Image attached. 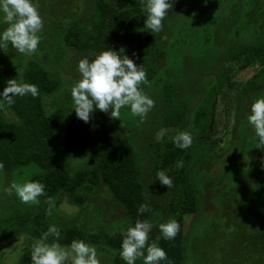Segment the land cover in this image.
I'll list each match as a JSON object with an SVG mask.
<instances>
[{
	"label": "trees",
	"instance_id": "trees-1",
	"mask_svg": "<svg viewBox=\"0 0 264 264\" xmlns=\"http://www.w3.org/2000/svg\"><path fill=\"white\" fill-rule=\"evenodd\" d=\"M218 5L209 6L210 10L208 8L207 12L202 11L200 16H197L194 26H189V38L182 41L174 38L170 42L171 38L169 37L170 40L168 39L164 43V36L159 33L151 34L150 30L146 29L147 16L142 10L140 0H88L86 6L88 17L82 14L83 9L76 10L74 14L67 16L64 20L54 21L53 26H56V29L54 32H50L53 36H43L47 45L53 44V42L60 44L61 50H55L54 58L49 56L43 62L37 59V53H35L32 58L23 56L26 57V60L23 58L22 61L18 60L20 56L15 61L11 59L5 62L2 59L4 62L0 64V94L3 93L9 79L17 78L20 82L36 84L39 88V95L35 98L31 95L14 97L15 103L12 106L5 104L7 109L0 108V162L4 164L3 170H0V194L3 193L1 189L7 187L8 178L10 183L13 180L18 182L38 181L45 186V194L40 197L43 198V201L39 198L38 204L23 205L13 194L14 203L7 208H0V264L2 262L1 246L6 237L5 227L2 224L3 217L14 213L15 218L19 215L16 221L21 222L22 216L24 221L29 223L33 221L44 230H48L46 223L37 220L36 212L43 204L47 208H51V206L54 208L61 194L69 195L77 205H84L87 203L88 195L94 194L100 185H105L115 201L127 211L126 224L130 222L135 224L137 219L149 220L152 223L159 219V211H155L156 209H152L150 206V190L141 171L144 160L141 159V156L138 157L139 154L137 155V140L134 138L133 141L132 130L129 133H124L125 135L122 137L113 139L109 114L97 109L91 114L90 121L85 123L77 118L75 112H69L67 108L63 109L61 105H63L64 99L59 100L58 96L69 91L66 88V80L71 82V79L65 77L64 69L74 71L73 68H75L76 70L77 66L72 65V59L76 57L77 53H100L108 48L113 49V41L120 42L135 63L138 66L142 64L147 70L149 82L155 81L156 87L158 85L164 88L163 98L170 106L174 103V94L177 88L176 82H165L167 65L170 63L172 67H175L178 62L183 65L179 60H183L185 66L188 65V60L197 65L198 63L191 52L194 43L202 48L200 55L204 53L208 55L210 48L215 43L218 46L222 45V49L215 56L213 63L203 65L199 69L216 67V59L219 54H226L224 58L226 63L229 58L240 57L245 50L252 52L251 60L247 62V65L255 64L258 61L264 64V11L260 13V17L257 15L255 20L251 13L254 11L253 6L250 5L247 8L246 14L249 15L250 22L256 23L257 26L254 27L255 30L248 32L250 40L234 47L216 41L213 26L217 22ZM236 23L235 21L229 24L233 28ZM244 33L243 27L235 31V35L239 39ZM41 47H43L42 42L38 49ZM166 48H175L174 51L177 50L178 53L173 52L168 56L165 52ZM248 55L245 57L247 58ZM3 56L4 50H2L0 58ZM151 56L165 58L164 66L158 65ZM203 61L205 62L206 58ZM8 70H13L10 77L7 76ZM223 72L224 69L220 68V77L217 76L220 82L223 79ZM18 74L19 76H17ZM78 80L72 81L76 83ZM63 86H65V92L58 93ZM259 88L261 90L264 88V69L249 80L241 93L245 97L251 96L253 103L260 98L262 92ZM221 89V84L217 82L208 90V93L205 90L201 92L204 100L197 106L194 115H191L192 124L189 125L193 133L197 130L196 137L199 139L203 138L202 140H204L203 134L209 129L205 121L210 118V112L214 108ZM179 91L182 92V90ZM180 96H183V93ZM52 97L58 99L53 101V108L48 109L47 101ZM70 106H74V104L70 103ZM244 107L237 106L236 112V118L239 121L237 137L241 138V142L244 143L238 159L252 155L255 167L252 169V173L245 177L242 174L245 173L242 171L243 166L239 168L236 162H232L220 173L216 181H210V185H214L218 190L215 203L218 207L219 205L224 207L223 214L228 217L230 212L233 218L231 211H234L232 213L236 215L239 224L235 234L241 236L242 249L248 251L247 264H251L250 255L253 250L257 258L252 264H264V148L257 147L259 139L254 132L250 131L251 124L249 123V126L246 127L241 124ZM6 111H12L15 118L8 117ZM174 115H177V120ZM245 117L247 118L248 115ZM173 119L176 120L175 123L172 122ZM162 123L163 126L180 123L182 131H185L188 124L186 108L170 106L165 111V119ZM62 127H64V131L59 132V128ZM158 141L152 143L155 146L154 177L158 180L156 174L159 170L174 171L171 175L173 187L170 189L171 195L167 201L169 217L166 222L175 219L181 228L174 240H166L160 234V239L156 242L166 250L168 258L173 264H187V254L196 250V245H193L194 238H191L188 246L189 239L184 234V217L189 212L200 211L202 197L199 196L198 191L200 189L203 193L205 182L203 177L208 174L207 169L200 166L204 159L202 158L204 151H201L202 142L197 143V146L192 145L187 149H181L174 142L167 144L164 142L163 144L162 141ZM196 149L199 152L196 155L192 154V150ZM68 153L91 157L94 164L89 165L83 162L77 167L71 163L70 159H67ZM141 160L143 161L140 164ZM67 163L69 167L66 166ZM178 165L181 166L178 167ZM25 174L26 179L24 180L23 175ZM223 182L226 185L221 188ZM227 192L239 194L238 202L229 203ZM49 198L52 200L51 204L46 202ZM226 201L227 203H225ZM144 203L149 204L151 211L140 214L138 209ZM90 204L92 208L99 209L98 204ZM57 212L61 213L59 210ZM202 213V211L198 213V221L201 220ZM229 221L233 223L230 219ZM234 224L236 225L235 222ZM83 227V224L63 221L59 229L61 236L58 242L62 246H70L73 240H84L96 247L98 256L106 255L110 258L105 264H126L120 258L123 233H112L108 226H102L97 232L88 233L82 231ZM30 232L33 233V230ZM35 233L38 235L37 231ZM20 255L19 264H32L30 249ZM137 264H143V260H138ZM161 264H167V261H162Z\"/></svg>",
	"mask_w": 264,
	"mask_h": 264
},
{
	"label": "rangeland",
	"instance_id": "rangeland-1",
	"mask_svg": "<svg viewBox=\"0 0 264 264\" xmlns=\"http://www.w3.org/2000/svg\"><path fill=\"white\" fill-rule=\"evenodd\" d=\"M87 2L88 0H38L39 10L45 21L44 28L40 33L42 36L41 42L43 47L36 51L37 59L44 62L49 56L52 58L55 57V50H61L59 48L60 44H54L53 42V44L49 43L50 45H47L46 39H43L44 35L47 37L53 36L50 32H54V29H56V26H53L54 21H62L66 19L67 16L69 17V15L74 14L76 10L78 11L80 9H83L82 14L88 17V13H86ZM172 2L174 3L173 8L169 11L168 16L163 21V31L159 33L164 36V43H166L168 39L170 40V38V42L174 40V38L179 39V41L189 38V26H194L197 16H200L202 11L207 12L206 10L209 6L212 7L213 5L219 4L217 6V22L214 23L215 25L213 26L216 41L219 43L224 42L236 47L242 42L250 40V33L248 32L255 30L254 27L257 26L256 23L250 22L249 15L247 16L246 14L247 8L250 5L253 6L254 11L251 13H253L252 16L254 15L255 20L256 16L258 15V17H260V13H263L264 11V0H172ZM0 21H2V16H0ZM235 21L237 23L232 28V25L230 24ZM5 27L6 25L0 22V31H3ZM242 27L245 30V33L241 35L242 38L239 39V37L235 35V31ZM193 45L194 46L191 47V52L193 53L195 61L198 63L197 65L193 61L188 60V65L185 66L183 60L176 58V60H179L184 66L178 64V62L175 67H172V65L168 63V68L166 69L167 72H165L167 74L165 75V82H176L177 88L174 94V103L172 105L170 104V106H181L186 108V112L188 114V124L185 131H190L193 134V137L195 136L192 145L197 146V143L199 144L202 142L201 151H204L202 157L204 159H202V164L200 166L204 167L208 171V174L203 177V180L205 181L203 184L204 191L203 193H201L200 189L198 191L199 196L201 195L202 197V201L200 203V211L203 212L201 214V220L198 221V213L200 211L189 212L184 217V234L189 239L188 246L191 238H194L192 243L193 245H196V250L187 254V264H247L248 251L242 249V238L241 236L235 234V231L238 228L237 225L239 224L236 215L232 213L234 211H231L233 218L231 217L230 212L228 213V218L225 214H223L224 207L222 205H219V207L216 205L215 199L218 195V190L214 185H210V181H216L220 173L224 171V169L232 162H236L237 165H239V168L240 166H243L242 171L246 174H242L245 175V177H247L248 174H251L252 169L255 167L252 155L243 156L241 159H238L239 154L242 152V146H244V143L241 142V138L237 137V127L239 121L236 118V112L237 106H245L242 114V117H244L242 118L241 124L245 127L249 126V121H247L245 116L250 114L252 99L251 96H243L241 92L249 80L264 69V64L261 63V61H258L255 64L252 63L247 65V62L251 60L250 54H252V52H250L251 50H245L241 53L240 57L229 58L226 63L224 61L226 54H219L216 59V67L212 66L211 69H199L203 65H211L213 63L215 56L221 51L222 45L218 46L215 43L214 46L210 48L211 50H209L208 55H205V53L200 55L202 48L198 46L197 43H194ZM112 47L117 52H120L121 56H129L122 43L113 41ZM174 49L175 48H166L165 52L168 56L169 54L172 55L173 52L178 53L177 50L174 51ZM177 49L179 48L177 47ZM2 50L3 49H0V54ZM97 54L98 53H77L76 57L74 56L75 58L73 57L74 59H72V65L74 64L78 67V62L81 58L89 57L91 59ZM247 54L249 55L246 58L245 56ZM23 56L32 58L33 54L23 55L9 46L6 52L4 51L3 58H0V64H3V60H5V62L11 59L15 61L18 57L20 58L18 60L22 61L24 58ZM26 57L23 60H26ZM204 58H206L205 62L203 61ZM152 59L160 66H164L166 62L163 57H152ZM220 68L224 69L222 82H220L219 78H217V76L220 77ZM73 69L74 71L64 69L65 77H67V79H71V82L70 80H66V88L69 91H66V94H60L58 96L59 100L64 99L61 107L63 109L67 108L69 112H75V110L71 109L74 106H70V103L74 104L70 91L75 84L72 80L80 78L77 68L76 70L75 68ZM12 71L13 70H8V72H10H7L8 77L11 76ZM190 75H192V77H190ZM17 76H19V74ZM188 79L192 81L190 82ZM154 82L155 81H150V87L146 86L144 88L145 93L155 100V107L151 112H149L144 120L133 116L130 109L125 107L121 109L122 120H113L110 118V121L112 124L111 136L113 139L122 137L127 132L129 133V131L132 130V139L133 141L134 138L137 140V155L139 154L138 157L141 156V159L144 160L139 161L140 164L143 161V166H141V171L143 172L142 177L150 190V206L152 209H156L155 211H159L160 216L156 222H153L156 227L153 230L152 238L155 240V237L160 236L161 234L159 232L158 225L160 223H166V220L169 217L167 214V201L170 198L171 192L167 186H163L160 181L158 182V180L154 177L155 170L153 165L155 146H153L152 143L158 140L162 141L163 144L164 142H166V144L168 142L173 143V137L178 132L182 131V129L180 127V123L173 126H163L162 122L165 119V111H167L170 106H168L164 101V88L159 87L158 85L156 87ZM217 82L221 84L222 89L215 101L212 112H210V118L205 121L209 126V129L205 132V134H203L205 137L204 140H202L203 138L199 139L196 137L197 130L193 133L189 128V125L192 124L191 115H194L195 109L204 100V98H202V90H205L208 93V90L217 84ZM234 84H236V86H233ZM178 89L182 90V92ZM65 90V86H63L58 93L65 92ZM259 90H261V88H259ZM261 92L262 93L259 96L260 98L264 97V88ZM182 93L183 96H180ZM194 94L195 96H193ZM57 99L58 98L52 97L47 101L48 109L53 108V101ZM3 108L7 109V106L2 107L1 109L3 110ZM6 114L8 117L15 118L12 111H6ZM174 117L177 120V115H174ZM176 120L173 119L172 122L175 123ZM122 121L124 127H121ZM62 131H64V127L59 128V132ZM250 131L255 133V129L252 125ZM162 151L165 150L162 149ZM197 152H199L197 149L192 150V154L196 155ZM67 159H70L71 163L77 167L83 162H86L89 165L94 164L93 158L76 156L72 153H68ZM66 166L69 167V164L67 163ZM162 171H165L166 174L172 178L171 175L174 171ZM23 177L25 180L26 174L23 175ZM9 184L10 181L8 178L6 186ZM225 185L226 184L223 182L220 187L224 188ZM96 189L97 193L95 192L90 196L88 195L87 203L84 205H77L69 195L61 194L59 200L57 201V205H54V208L51 206V215L48 214L49 208L43 204L36 212L37 220H41V222L46 223L45 225L48 227L47 229L53 225L60 229L63 221H67L68 223H78L81 225L83 224L84 227L82 228V231L88 233L97 232L102 226H108L110 227L112 233L124 234L129 227L134 226L131 222L126 224L125 220L128 215L127 211L121 204H118L115 201L113 195L105 185H100ZM1 192H3V189H1ZM236 192H227L229 203L238 202L239 194H236ZM1 196L3 197L0 200V208H7L14 203L12 199L14 195L7 196L3 192L2 195L0 194V197ZM17 200L21 205L24 204L18 197ZM40 200L43 201V198H40ZM90 203L98 204L99 209L96 210L92 208ZM225 203H227V201ZM57 210L61 213H58ZM14 215V213H9L5 215L2 220V224L5 227L6 237L1 246V264H19L21 261L20 254L22 252L25 253L26 250H31L33 243L40 239L43 233L47 231L33 221L30 223L24 221L22 216L21 222H18L16 219L19 215H17L16 218ZM229 219L233 221V223H231ZM123 222L125 223L122 224ZM28 229L29 231H27ZM31 230H33V233L30 232ZM13 231L15 233L12 234L11 232ZM35 231L38 232V235ZM53 239V237H49L50 241ZM251 253L252 255H250V261L252 264V262L256 260L257 255L254 250L253 252L251 251ZM99 257L102 260V264H105L108 260H110V258L106 255H100Z\"/></svg>",
	"mask_w": 264,
	"mask_h": 264
},
{
	"label": "clouds",
	"instance_id": "clouds-1",
	"mask_svg": "<svg viewBox=\"0 0 264 264\" xmlns=\"http://www.w3.org/2000/svg\"><path fill=\"white\" fill-rule=\"evenodd\" d=\"M140 4L147 16L146 29L153 34L162 32L163 21L173 8L172 0H140ZM0 16V22L6 25L0 31V49L6 52L11 46L21 54H35L44 28L38 0H0ZM77 71L80 78L71 89V97L77 118L85 123L90 121L91 114L97 109L115 120L121 119V109L127 107L133 116L144 120L155 107V100L143 88L145 85L150 87L147 70L127 55L121 56L120 52L108 48L94 58H81ZM28 95L33 98L39 95L36 84L20 82L17 78L9 79L0 94V108L5 104L12 106L14 97ZM247 119L259 139L257 147L264 148V97L251 104ZM121 127H124L123 121ZM193 140L190 131H180L173 137L174 144L181 149L189 148ZM3 168L4 164L0 162V170ZM156 176L163 186L168 189L173 187V179L165 171H158ZM3 192L7 196L15 194L24 204H38L39 198L45 194V186L38 181L13 180L3 188ZM46 202L51 204V198ZM148 211H151L148 203L138 209L140 214ZM48 214L51 215V208ZM155 227L149 220L137 219L134 226L126 230L120 251V258L126 264H137L141 259L143 264H161L162 261L173 264L166 250L156 242L160 237L152 238ZM158 228L164 239L174 240L181 226L175 219H170L160 223ZM49 237L54 238L52 242H48ZM59 237L60 230L55 225L50 226L31 247L32 264H102L95 246L84 240H73L70 246H62L58 242Z\"/></svg>",
	"mask_w": 264,
	"mask_h": 264
}]
</instances>
